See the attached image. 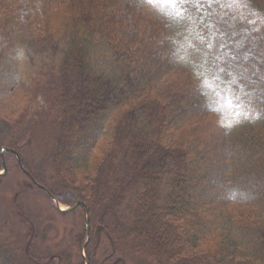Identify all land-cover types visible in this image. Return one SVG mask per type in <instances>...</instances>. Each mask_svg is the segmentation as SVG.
<instances>
[{
	"label": "trees",
	"instance_id": "1",
	"mask_svg": "<svg viewBox=\"0 0 264 264\" xmlns=\"http://www.w3.org/2000/svg\"><path fill=\"white\" fill-rule=\"evenodd\" d=\"M131 1L142 4L70 0L68 35L49 47L57 64L37 69L40 79L60 76L59 92L48 95L51 112L38 107L28 114L26 133L50 138L44 130L53 132L49 162L57 176L70 166L89 167V198L109 201L105 210L118 212L116 232L102 230L99 238L113 241L112 235L124 233L123 246L157 264H222L213 254L180 251L204 235L225 236L233 245L228 264H264V10L253 0H238L235 9L223 0H187L179 15L175 7L166 16L152 12L167 33L165 59L185 66L196 80L189 96L146 98L163 62L142 46L128 48L129 36L110 24V10ZM68 101L75 103L69 112ZM121 113L125 132L118 147L113 119ZM208 115L225 135L217 151L199 150L197 142L175 135ZM57 118L66 129L57 131ZM107 135L109 153L94 156L92 148ZM126 160L129 171L120 179L118 165ZM107 163L114 167L102 184ZM0 264H7L1 247Z\"/></svg>",
	"mask_w": 264,
	"mask_h": 264
},
{
	"label": "rangeland",
	"instance_id": "2",
	"mask_svg": "<svg viewBox=\"0 0 264 264\" xmlns=\"http://www.w3.org/2000/svg\"><path fill=\"white\" fill-rule=\"evenodd\" d=\"M69 2L70 0H0V148L15 150L26 170L58 201L60 208L81 200L88 210V235L85 234L86 211L83 205L68 212L60 211L49 194L33 184L20 170L16 156L11 152H4L6 173L0 175L1 251L7 264H84L83 254L88 264H157L153 259L133 252V248L123 246L124 233H121L122 237L119 239L116 234L112 235L113 241H107L105 237L99 238L102 230L116 232L118 212L105 210L111 207L109 201L95 202L89 198L90 194L85 187L91 183L87 179L92 175L89 167L70 166V169H64L57 176L49 162L53 151L50 146V138L54 139L53 132L50 134L45 128V134L51 135L50 138L42 135H34L32 138L28 131L26 133L28 114H32L38 107L46 114L51 112L46 109L48 95L58 87L57 80L60 76L40 79L37 69L45 63L57 64L54 52L49 47L52 40L55 44L56 39L64 41L68 35L65 22L68 21ZM252 2L254 8L264 10V0ZM223 5L235 9L238 7V0H223ZM110 11L114 13V24H110L130 38L127 39L128 48L136 52L142 46L152 58L163 62L161 78L153 89L145 92L146 98L157 95L156 93L158 97L172 96L175 99L189 96L188 85L196 77L194 75L190 78V72L185 66H180L169 58L165 59L161 46L167 33L158 23V17L152 16L151 11L133 1L128 5L118 3ZM50 35L52 39H48ZM136 36L137 40H133ZM47 57H50L49 60ZM73 75L77 73L74 72ZM58 92L59 90L54 94ZM68 104L69 112L73 110L75 103L68 101ZM122 115L121 113L113 119L117 131L112 139L118 147L123 142L125 132ZM58 120L55 119L56 124ZM62 127L66 129L65 125L59 124L55 128L62 131ZM175 135L182 139L187 137L185 140L188 139L189 143L197 142L199 150L207 148L213 152L225 142L221 122L209 115L187 129L177 130ZM90 137L92 136L89 135L88 139ZM174 138L177 139H172ZM109 145L110 138L107 135L96 142L91 153L100 157L103 153H109ZM87 155L90 156V152ZM78 157L80 156L77 159ZM74 159L75 154L72 156V160ZM128 161L130 160L118 165V178L123 179L128 174ZM113 164L105 165L104 176L99 178L102 184L106 183L105 177L111 173ZM1 166L0 158V172ZM108 186L112 187V184L107 183ZM74 188H79L82 193L74 197L71 195ZM57 194L62 200L56 197ZM205 237L202 236L193 244L185 243L184 245L189 246L183 247L180 252L197 257L213 254L220 263L228 264L233 258V245L230 241L225 236L212 237L208 234ZM87 238L89 240L82 252V245ZM112 250L115 251L113 256L110 255ZM235 260L238 261L239 258L235 257ZM160 262L172 264L169 259L167 262Z\"/></svg>",
	"mask_w": 264,
	"mask_h": 264
},
{
	"label": "water",
	"instance_id": "3",
	"mask_svg": "<svg viewBox=\"0 0 264 264\" xmlns=\"http://www.w3.org/2000/svg\"><path fill=\"white\" fill-rule=\"evenodd\" d=\"M4 152H11L13 153L16 158H17V163H18V166L20 168V170L31 180V182L33 184H35L36 186H38L39 188L45 190L48 194L49 192L47 191V189L40 185L35 179L34 177L31 175V173L26 170V168L23 166L21 160H20V157L18 155V153L15 151V150H12V149H8V148H5V147H2L1 148V151H0V155H1V161H2V169H3V174L6 172V165L4 163V159L2 157L3 153ZM2 175V173H0ZM50 198L54 200L55 204H56V207L60 210V211H63V212H68V211H71L73 210L74 208L78 207L79 205H83V207L85 208V211H86V219H85V222H86V227H85V234L88 235V230H89V226H88V221H89V215H88V210H87V207L86 205L81 201V200H77L76 202H74L73 204L65 207V208H60L59 206V203L57 200L54 199V197L49 194ZM89 238H87V241L82 245V252H83V249L84 247L86 246V243L88 242ZM83 259H84V264H88V260L87 258L85 257V255L83 254Z\"/></svg>",
	"mask_w": 264,
	"mask_h": 264
},
{
	"label": "clouds",
	"instance_id": "4",
	"mask_svg": "<svg viewBox=\"0 0 264 264\" xmlns=\"http://www.w3.org/2000/svg\"><path fill=\"white\" fill-rule=\"evenodd\" d=\"M141 6L158 16H166L168 10L173 7L170 0H142Z\"/></svg>",
	"mask_w": 264,
	"mask_h": 264
},
{
	"label": "snow or ice",
	"instance_id": "5",
	"mask_svg": "<svg viewBox=\"0 0 264 264\" xmlns=\"http://www.w3.org/2000/svg\"><path fill=\"white\" fill-rule=\"evenodd\" d=\"M187 2V0H170V3L172 4L173 7L177 8V15H179L181 12H183V7H181L182 5H184Z\"/></svg>",
	"mask_w": 264,
	"mask_h": 264
},
{
	"label": "bare ground",
	"instance_id": "6",
	"mask_svg": "<svg viewBox=\"0 0 264 264\" xmlns=\"http://www.w3.org/2000/svg\"><path fill=\"white\" fill-rule=\"evenodd\" d=\"M21 160V159H20ZM21 162H22V160H21ZM18 164V163H17ZM22 164H23V162H22ZM24 165V164H23Z\"/></svg>",
	"mask_w": 264,
	"mask_h": 264
}]
</instances>
